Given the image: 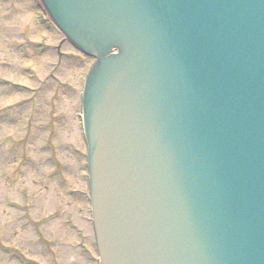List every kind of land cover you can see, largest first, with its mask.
<instances>
[{"label":"water","instance_id":"95a60500","mask_svg":"<svg viewBox=\"0 0 264 264\" xmlns=\"http://www.w3.org/2000/svg\"><path fill=\"white\" fill-rule=\"evenodd\" d=\"M44 1L101 58L84 107L104 264H264V0Z\"/></svg>","mask_w":264,"mask_h":264},{"label":"rangeland","instance_id":"374dc122","mask_svg":"<svg viewBox=\"0 0 264 264\" xmlns=\"http://www.w3.org/2000/svg\"><path fill=\"white\" fill-rule=\"evenodd\" d=\"M39 1L0 0V264H98L78 119L90 59Z\"/></svg>","mask_w":264,"mask_h":264}]
</instances>
